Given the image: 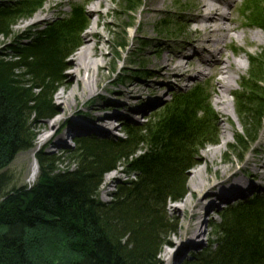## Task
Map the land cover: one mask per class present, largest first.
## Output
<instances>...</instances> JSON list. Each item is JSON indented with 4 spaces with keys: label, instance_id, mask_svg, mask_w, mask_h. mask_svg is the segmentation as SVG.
<instances>
[{
    "label": "trees",
    "instance_id": "1",
    "mask_svg": "<svg viewBox=\"0 0 264 264\" xmlns=\"http://www.w3.org/2000/svg\"><path fill=\"white\" fill-rule=\"evenodd\" d=\"M42 4L0 5V37L12 35L16 21ZM259 12L264 16V9ZM85 24L84 10L75 6L68 16L16 40L11 58H0V264H153L162 235L173 228L165 204L183 196L196 151L215 142L202 89L195 85L172 97L149 122L128 127L125 138L79 139L69 149L73 168L57 169L54 158L38 153L36 182L6 190V169L32 145L30 120L54 113L53 91ZM259 75L258 70L254 82ZM246 127L247 121L238 142L256 134ZM141 144L151 151L135 161L137 179L121 184L112 201H102L104 174L129 162ZM215 231L213 245L187 264H264V195L231 207Z\"/></svg>",
    "mask_w": 264,
    "mask_h": 264
},
{
    "label": "rangeland",
    "instance_id": "2",
    "mask_svg": "<svg viewBox=\"0 0 264 264\" xmlns=\"http://www.w3.org/2000/svg\"><path fill=\"white\" fill-rule=\"evenodd\" d=\"M23 0H0V5L14 4ZM255 0H236L232 8V17L236 19V30L233 31V38L227 40V43L232 42L239 34H257L259 35L262 43L252 44L247 43L250 50L253 51L252 55L264 58V29L258 28L259 24L264 25V16L260 15L258 9L254 5ZM129 0H110L108 5H104L100 8V12L105 14L102 17L94 15L91 11L89 0H40V6L36 11L30 15L20 17L16 24L11 28L9 37H0V58H11L13 56L11 45L18 39H24L44 28L46 24L51 23L53 20L68 16L73 7H81L85 13V26L79 31L77 44L70 48L66 58L65 66L62 72L63 78L56 85L52 94V102L54 104V113L45 118H34L29 123L30 138L32 137V145L29 149L19 152L13 162L6 169V175L10 178V186L21 185H33L39 175L40 169L36 155L40 152L45 155L54 158V166L57 169L73 168L76 163V158L69 153L70 147L75 146V142L81 138H89L92 140H115L118 138L126 137V129L128 127H138L144 123L149 122L153 116L160 112L163 106L166 105L172 97L189 92L195 85L200 86L202 89V98L205 100V113L204 116L211 120L214 129H216L217 135L213 138L215 142H208L202 149H198L195 153V158L191 162V167L185 172V191L183 196L178 201H168L164 206V214L167 219L172 223V230L167 231L161 237V244L159 245V251L153 264H167L163 261L162 250H172L166 243L169 239H176L175 233L187 232L190 228V223L201 221L200 229L201 235L198 237L201 243L198 249L186 248L183 253L177 254L173 257L168 264H185L187 261H192L203 250H206L213 245L215 237V223H219L223 219V214L227 212L231 207L239 205L254 195H264V188L258 187L256 190H252L245 197L229 202L221 203L219 206L211 208L210 213L206 216H200L201 219L192 218V208L197 201L199 202V211L201 207H206L209 197L220 189V186L229 181H234V178L239 176L245 178H252V174L255 172L256 166L258 167L264 163V105L263 96H253V91H262L263 81H253L254 75L258 74L259 60H255V65L251 66V62L246 55H234L232 50H227L226 53L230 54L232 60H239L243 62L245 66L241 73L237 75V78L233 82L234 91L228 95L230 99V105L228 112L223 113L221 107L217 104L216 90H218L217 84L213 83V79L210 77L215 68L216 60L202 63L199 56L193 54V48L190 46L191 51L185 53L183 48L184 42L193 41L197 34L194 32L198 26L197 23L187 33L181 32L179 28V21H189L190 12L183 10L185 0H135L131 5L128 4ZM49 5H54L51 12L47 14V19L39 21L36 25H31L27 29L23 27L25 24H30L36 21V16L39 12L45 9ZM56 5V6H55ZM264 7V6H263ZM257 10V13L255 10ZM229 10V9H227ZM243 10H247L248 14H252L251 22L258 24L255 26H243L244 18L240 15ZM254 12V14H253ZM182 13L187 15L183 18ZM264 15V14H263ZM100 20V28L103 30L102 43H98L103 49V55L99 56V59L104 62V67L101 68V80L94 92L78 95L73 101V105L70 110L66 111L65 118L59 120V124L53 128L58 129V133L52 138L50 142H39L37 137L35 138L34 131L41 129L47 122H53L60 118V115L55 116L57 112V105L59 100L56 98L57 93L62 90L65 83H71V78L67 76L73 70L69 66V63L75 56V53L82 46L87 26L92 19ZM164 21V23H163ZM22 24V25H21ZM22 26V27H21ZM264 27V26H263ZM94 42L95 40H91ZM242 40H236L235 43L243 44ZM121 44V46H120ZM244 43L241 46H245ZM161 46H166L164 50L169 57H173L178 54L179 51H183L186 56H183L177 64H182V70L184 72H193L196 68H204V71L200 74L190 75L184 80H179L177 76L167 77L165 73L157 75L159 66L156 60L160 58L157 50ZM206 47H210L206 44ZM216 59V58H215ZM166 78L170 80H166ZM128 81L137 82V89L139 94H143L142 97L136 98L135 109L130 110V107H118L119 103H110L108 98L118 96L119 99H124L125 94H115L118 89L125 87ZM180 81V83L178 82ZM244 82V84H243ZM154 84L156 90L153 92L160 96V100L144 112L138 110L136 105L143 104L144 100L149 96L145 93V84ZM243 84V85H242ZM253 86V87H250ZM101 105H100V104ZM104 110L94 109V107H100L106 104ZM121 106V105H120ZM119 109L127 113V115L119 114L118 116H109L108 125L113 129L105 135L99 134L91 128L88 130H73L70 133L65 134V129L69 127L72 121H83L91 126L98 122V115L105 113L106 110ZM243 110V111H242ZM260 111L256 113L255 111ZM62 111H60L61 113ZM248 113L247 115L245 114ZM258 114V115H257ZM134 115V120H129L128 117ZM262 119L259 120V116ZM115 116V117H114ZM211 118H209V117ZM117 117V118H116ZM247 121V130L251 131L252 135L254 130L256 134L252 140L244 138L243 141L238 142L237 136H244V122ZM110 122V123H109ZM114 123V124H113ZM86 130V131H85ZM64 132V133H63ZM54 131H49L48 134H53ZM64 134V135H63ZM251 135V136H252ZM64 137V139L57 143L58 138ZM225 138L226 141H223ZM224 142L221 152L219 154L209 153L211 149ZM195 148V147H194ZM151 146L148 144H141L137 153L129 159V162L124 161L115 170L109 171L104 174L101 185L99 186V198L108 202L112 199L111 194L116 192L121 184L136 180L138 177L137 161L149 155ZM38 165V173L35 178L31 177V170L34 163ZM202 169L204 176L197 179L195 171ZM264 171V169H262ZM234 173V175H233ZM233 175V176H231ZM107 181V178H110ZM234 179V180H233ZM257 180V179H256ZM201 186L199 192L194 191V185ZM200 182L202 184H200ZM215 182V183H214ZM256 182L264 184V181L257 180ZM205 189V191H203ZM189 199L190 205L184 213L176 214L174 212L176 207L183 209V199ZM173 251V250H172Z\"/></svg>",
    "mask_w": 264,
    "mask_h": 264
},
{
    "label": "bare ground",
    "instance_id": "3",
    "mask_svg": "<svg viewBox=\"0 0 264 264\" xmlns=\"http://www.w3.org/2000/svg\"><path fill=\"white\" fill-rule=\"evenodd\" d=\"M90 4H92L91 11L94 15H98L99 17L104 16L105 14H102L100 12V8L104 5H108L110 3V0H89ZM236 0H185V3L183 4L184 8L183 10L190 12L189 17L185 13H182L183 18H188L189 21H180L178 23L180 31L187 33L186 31L191 30L190 27H193L195 23L198 24V26L195 28L194 32L197 34L196 38L193 41H186L184 42L183 48L185 49V53L191 51L189 48L190 46L193 48L192 52L193 54L199 56L202 63L210 62L212 60H216V65L214 68V71L210 75V77L213 79V83L217 84L218 90H216L217 95V104H219L221 107V111L223 113L228 112V107L230 105V99L228 97L231 92L234 91L233 88V82L237 78V75L241 73L242 69H245V66L242 64L243 62L239 60H232V57L230 54L226 53L227 50H232L234 55H246L248 56V59L251 62V66H254L255 60H259V71L260 75L258 77H255L257 80H263V89L261 91V95L263 96L264 101V58L258 57L257 55H252L253 51L250 50V47L247 45V43L252 44H260L262 43V40H260L259 35L247 33L245 35L239 34L232 42L227 43V40L233 38V31L236 30V26L234 25L236 22V19L232 17V6L234 5V2ZM254 5L256 9H264V0H255ZM56 6V5H55ZM54 5H49L45 9L41 10L39 14L36 16V21H33L32 23L25 24L23 27L26 29L31 25H36L39 21L46 20L47 14L51 12ZM232 7V8H231ZM229 9V10H227ZM254 9V10H256ZM249 12L247 10H243L241 12V16L244 18V25L246 27L249 26H255L253 22H251L252 14H248ZM22 25V24H21ZM100 26V20L92 19L89 22V25L87 26L88 31L86 32V35L81 41L82 46L78 49V51L75 53V56L69 63V66L73 68L72 72L68 74V78H71V83H65L63 85V88L61 91L57 93L56 98L59 100V104L57 105V110L62 111L60 113L57 112L55 116L60 115L59 119H56L53 122H47L41 129H38L34 131L35 138L37 137L36 134H38V141L39 142H50L52 138L58 133V129L53 130L54 127H56L59 124V120L64 119L66 115V111L70 110V108L73 105V101L75 98L78 97V95H85L91 92H94L99 85V81L101 78V68L104 67V62H102L99 59V56H102L103 49L101 46H99V42L102 43L103 40V30L99 27ZM22 27V26H21ZM244 40L246 43L245 46H241L243 44L235 43L236 40ZM91 40H95L92 42ZM206 44H208L210 47H206ZM167 47L161 46L157 52L160 56L158 60H156L157 65L159 66L157 72V75H162V72L165 73V76L171 77V76H177L178 79L184 80L190 75H196L200 74L204 71V68H196L193 72H184L182 70V64H177V66H173L174 63H178L180 59H182L183 56H186L184 52L181 50L178 54L174 55L173 57H169L167 53L164 51ZM216 58V59H215ZM63 78V74L61 76V79ZM166 80H170L166 78ZM180 81H178L180 83ZM139 81L132 82L128 81L126 84V88L118 89L115 94H125L124 99H119L118 96H113L112 98H108V102L110 103H119L120 105L118 107H130V110L135 109V101L137 97H142L143 94H139V90L137 89V85ZM156 90L154 87V84L146 83L145 84V93H148V97L144 100L143 104L137 106L136 108L142 112L147 110L152 106V104L158 102L160 100V96L156 95L153 91ZM97 91V90H96ZM256 95H259L258 92H254ZM100 104V103H99ZM101 105V104H100ZM106 106H110V104H106L100 107H94V109L104 110ZM114 108L112 107V110H106L105 113H100L98 115V120L101 122L100 124L95 123L94 126L84 123L83 121H77L69 125L65 129V134L70 133V131L74 132L73 130H88L91 128V131L94 130L97 132H100L99 134L105 135L108 132H110L113 128L108 125V117L109 116H118L119 114L127 115V113L120 111L119 109H116L113 111ZM114 116V117H115ZM117 118V117H116ZM129 120H134V115L131 117H128ZM110 123V122H109ZM114 124V123H113ZM85 130V131H86ZM49 131H54L53 134H48ZM63 132V133H64ZM64 135V134H63ZM64 137L58 138L56 141L57 143H60ZM84 139V138H81ZM223 141H226L225 138H222ZM34 141V140H33ZM32 141V143H33ZM79 141V140H77ZM219 142L217 146H215L213 149L209 151V153L213 154H219L221 152V149L223 147L224 142ZM13 162V161H12ZM40 169V168H39ZM264 163L256 166L255 172L252 174V178H245L242 176H239L237 178H234V181H229L227 183H224L220 186V189L216 191L215 193H212L211 195H207L209 197L208 204L206 207H201L202 210L199 211V202L197 201L192 208V218L201 219L200 216H206L208 215L211 210V208H214L216 206H219L221 203L229 202L232 200H237L239 198L245 197L249 192L252 190H256L258 187H263L264 184H260L256 182L264 181ZM38 173V165L35 162L32 166L31 170V177L35 178ZM205 171L203 172L202 169H197L195 171V174L199 177L197 179H200L202 176H204ZM234 175V173H233ZM231 175V176H233ZM111 179L107 178V181ZM257 179V180H256ZM201 180V179H200ZM215 183V182H214ZM264 183V182H263ZM194 185V191L199 192L201 191V186H198L195 184V182L191 183ZM200 184H202L200 182ZM12 187L9 185L7 186L6 190H10ZM205 191V189L203 190ZM116 192L112 193V199L114 198V194ZM108 201V202H110ZM184 203L183 209H180L181 207H176L174 212L176 214L184 213L185 210H187L188 205H190L189 199H183ZM190 228L187 232H177L175 233L176 239H169L166 241V243L171 247L173 250L163 249L162 250V259L163 261L171 262L174 256L177 254L183 253L184 249L186 248H196L200 247L201 243L199 242V236L202 234L200 224L201 221H196L190 223ZM214 247V246H213ZM212 247V248H213ZM202 253H205V250L202 251ZM201 253V254H202ZM200 255V254H199ZM198 255V256H199ZM197 256V257H198ZM156 258V257H155ZM196 258V257H195ZM155 260V259H154ZM152 261V263L154 262ZM194 260V259H193ZM160 263L162 261L159 260ZM191 262V261H189ZM188 261L185 263H189ZM159 263V264H160Z\"/></svg>",
    "mask_w": 264,
    "mask_h": 264
}]
</instances>
